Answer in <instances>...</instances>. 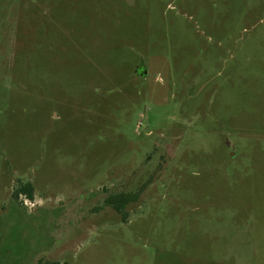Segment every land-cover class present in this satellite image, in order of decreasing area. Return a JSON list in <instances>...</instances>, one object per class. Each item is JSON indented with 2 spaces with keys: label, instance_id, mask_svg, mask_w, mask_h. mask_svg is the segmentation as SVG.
Instances as JSON below:
<instances>
[{
  "label": "rangeland",
  "instance_id": "1",
  "mask_svg": "<svg viewBox=\"0 0 264 264\" xmlns=\"http://www.w3.org/2000/svg\"><path fill=\"white\" fill-rule=\"evenodd\" d=\"M47 263L264 264V0H0V264Z\"/></svg>",
  "mask_w": 264,
  "mask_h": 264
},
{
  "label": "trees",
  "instance_id": "2",
  "mask_svg": "<svg viewBox=\"0 0 264 264\" xmlns=\"http://www.w3.org/2000/svg\"><path fill=\"white\" fill-rule=\"evenodd\" d=\"M24 195L26 197L29 198V200H33L34 199V188L33 185L31 183H27L24 185H21L20 188H18L16 190V192L14 193V197L17 198L19 195ZM130 201H127L125 203H123L122 205L119 206L118 208V212H123V210L125 209L126 205L129 204ZM47 264H59V263H47Z\"/></svg>",
  "mask_w": 264,
  "mask_h": 264
}]
</instances>
